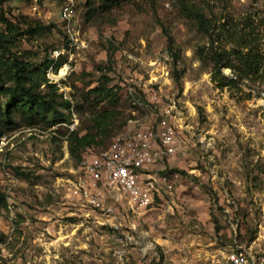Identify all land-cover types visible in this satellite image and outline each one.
I'll list each match as a JSON object with an SVG mask.
<instances>
[{
  "label": "rangeland",
  "instance_id": "374dc122",
  "mask_svg": "<svg viewBox=\"0 0 264 264\" xmlns=\"http://www.w3.org/2000/svg\"><path fill=\"white\" fill-rule=\"evenodd\" d=\"M61 2L0 3L19 30L50 27L8 45L37 66L62 57L47 77L74 102L69 126H21L0 142V264H211L221 250L264 246V75L225 87L213 81L214 50L234 44L223 24L264 52V0H123L109 11L90 0L78 6L72 34ZM104 84L114 92L90 93ZM163 120L179 139L165 162L169 199L137 210L114 190L103 212L72 195L69 180L85 157L131 121ZM73 124L89 146L76 145Z\"/></svg>",
  "mask_w": 264,
  "mask_h": 264
},
{
  "label": "trees",
  "instance_id": "16d2710c",
  "mask_svg": "<svg viewBox=\"0 0 264 264\" xmlns=\"http://www.w3.org/2000/svg\"><path fill=\"white\" fill-rule=\"evenodd\" d=\"M89 1L79 0L78 5L88 4ZM122 1L98 0V3L100 9L109 11L119 7ZM0 3H3V0H0ZM194 16L199 29L212 35L210 20L206 19L204 14L198 10H194ZM0 23L5 26V32H0V142L8 132L21 126L45 125L52 127L72 124L74 119L70 111L74 102L65 98L63 93H59L57 84L51 82L47 77V71L51 67L56 71L62 67L63 58L46 60L42 66H37L20 60L8 45L12 44L13 39L19 35H37L50 30V27L36 22L24 30H19L6 17V11L2 5L0 6ZM222 26L223 30L221 31H224V35L228 36V41L234 44L230 49L214 50L213 81L217 82L220 87H225L237 85L247 79L261 78L264 75V52L256 45L251 44L253 42L248 41L246 37L239 36L231 29L228 30L225 24ZM172 41L173 38L170 36L169 47H172ZM224 68H230L233 76L225 75ZM44 84L48 91L41 89ZM101 92L111 93L114 90L113 88L108 89L106 84L95 86L90 90V93L93 94ZM106 97H101L100 102L105 101ZM74 130H72V134L76 145L89 146L91 139L88 134L78 136ZM0 202L6 204V196L1 192ZM216 227L218 226L216 225Z\"/></svg>",
  "mask_w": 264,
  "mask_h": 264
},
{
  "label": "built area",
  "instance_id": "2783aa9c",
  "mask_svg": "<svg viewBox=\"0 0 264 264\" xmlns=\"http://www.w3.org/2000/svg\"><path fill=\"white\" fill-rule=\"evenodd\" d=\"M78 2L64 0L60 9V18L70 34ZM178 146L177 130L166 120L145 127L131 121L106 149L84 158L79 175L69 180L72 195L87 207L105 212L109 210L108 198L118 195H113L115 190L126 196L132 209L147 210L158 198L171 197L173 184L164 169ZM211 264H264V246L239 245L221 250Z\"/></svg>",
  "mask_w": 264,
  "mask_h": 264
},
{
  "label": "bare ground",
  "instance_id": "6f19581e",
  "mask_svg": "<svg viewBox=\"0 0 264 264\" xmlns=\"http://www.w3.org/2000/svg\"><path fill=\"white\" fill-rule=\"evenodd\" d=\"M65 69L66 68H64L63 70H61V75H64L66 72H65Z\"/></svg>",
  "mask_w": 264,
  "mask_h": 264
}]
</instances>
